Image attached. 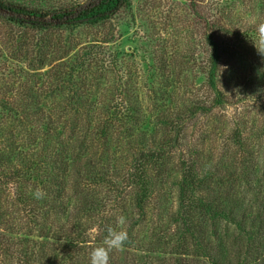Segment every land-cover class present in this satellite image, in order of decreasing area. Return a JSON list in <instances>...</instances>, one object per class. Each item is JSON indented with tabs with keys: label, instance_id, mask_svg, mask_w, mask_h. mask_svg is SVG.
<instances>
[{
	"label": "rangeland",
	"instance_id": "374dc122",
	"mask_svg": "<svg viewBox=\"0 0 264 264\" xmlns=\"http://www.w3.org/2000/svg\"><path fill=\"white\" fill-rule=\"evenodd\" d=\"M261 24L264 0H123L77 25L0 11V103L17 109L0 105V264H90L109 227L129 234L110 264H264ZM142 151L155 154L144 167ZM189 168L210 174L194 197L228 191L248 217L192 209L191 235Z\"/></svg>",
	"mask_w": 264,
	"mask_h": 264
},
{
	"label": "trees",
	"instance_id": "16d2710c",
	"mask_svg": "<svg viewBox=\"0 0 264 264\" xmlns=\"http://www.w3.org/2000/svg\"><path fill=\"white\" fill-rule=\"evenodd\" d=\"M123 0H90L88 2L83 3H54L50 6L38 7V8H29L25 5L18 4L16 2H5L0 0V11H5L9 15L10 19L15 22H32L34 25L39 26H48V25H77L84 22L89 21H97L100 18L104 17L108 10H117L119 9L120 3ZM108 2H111V8H103ZM113 5V6H112ZM212 66L209 70V80L213 84L214 73L216 61L212 59ZM6 100L4 99L3 103H0L1 108L3 110L8 111L9 113H17V109L6 104ZM42 113V111H41ZM49 131V129H48ZM154 152L152 151H142L138 161L141 166H145L146 162L151 161L154 156ZM159 157L160 153H157ZM26 168L23 173H27ZM244 179L247 180V174L243 173ZM2 177H7L6 174H2ZM210 177V174L206 175L204 178H199L195 175L191 168L188 170H184L183 176L179 182V190H180V198L183 202H185V207L187 209L184 212L183 218L186 219L187 229L191 232V235H195L194 232L191 231L190 224V214L192 209H197L199 214L202 216H207L210 219H226L233 222V220L240 225V220L245 219L247 216V211L249 210V206L243 208L242 206L237 207L239 205H235L238 210H236L235 206H231L228 198L229 192L222 190L221 192H208L207 197L196 198L194 197V192L198 189V187L203 188L206 183V178ZM140 181L145 185L142 187L144 192L138 196V201L141 203L143 198L147 197V190L149 189V183L145 179L144 174H140L138 176ZM221 181V180H220ZM219 182V181H218ZM223 182V181H221ZM206 187V186H205ZM212 194L210 195V193ZM264 206V201L261 203ZM243 209V210H241ZM239 211H243L238 213ZM257 215L260 218V223L258 225V229H264V207L262 209H258ZM199 235V234H198ZM221 257V256H220ZM26 259H29L28 257ZM213 264H232L231 261H221L220 259L213 260Z\"/></svg>",
	"mask_w": 264,
	"mask_h": 264
},
{
	"label": "clouds",
	"instance_id": "9594fccd",
	"mask_svg": "<svg viewBox=\"0 0 264 264\" xmlns=\"http://www.w3.org/2000/svg\"><path fill=\"white\" fill-rule=\"evenodd\" d=\"M261 33H264V24L259 26ZM33 196L35 199H43L46 193L42 189H37ZM119 223H124L123 218ZM129 240V234L123 228L117 230V228L109 227L107 229V236L104 239L103 244L94 247L90 252V264H110V253L113 249L122 250L126 242Z\"/></svg>",
	"mask_w": 264,
	"mask_h": 264
}]
</instances>
